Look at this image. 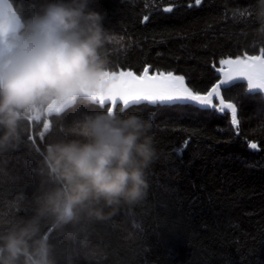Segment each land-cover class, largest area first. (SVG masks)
Returning a JSON list of instances; mask_svg holds the SVG:
<instances>
[{
  "label": "trees",
  "instance_id": "16d2710c",
  "mask_svg": "<svg viewBox=\"0 0 264 264\" xmlns=\"http://www.w3.org/2000/svg\"><path fill=\"white\" fill-rule=\"evenodd\" d=\"M10 2L25 23L53 0ZM169 3L180 7L164 13ZM189 3L194 0H89L104 15V71L140 73L151 65L152 71L184 75L203 93L217 80L213 67L221 59L264 49V39L253 35L254 0ZM244 89V83L223 89L224 98L237 104L236 126L226 112L129 106L151 120L158 154L146 169L144 195L132 203L93 202L99 216L81 209L62 224L51 213H39L59 187L44 161L47 146L84 141V122L107 113L108 105L78 98L38 120L25 112L15 137L0 146V237L35 220L38 231L29 247L47 240L50 264H264V101L245 100ZM122 112L118 105L113 113Z\"/></svg>",
  "mask_w": 264,
  "mask_h": 264
},
{
  "label": "clouds",
  "instance_id": "9594fccd",
  "mask_svg": "<svg viewBox=\"0 0 264 264\" xmlns=\"http://www.w3.org/2000/svg\"><path fill=\"white\" fill-rule=\"evenodd\" d=\"M256 27L253 35L264 39V0L250 9ZM104 15L89 7V0H53L31 15L22 30L0 46V146L16 135L25 112L55 99L67 100L95 88L104 74L99 49L107 34ZM150 119L123 109L89 116L83 124L84 141L47 146L44 157L59 187L50 192L39 210L68 223L77 212L92 209L103 200L112 205L140 199L147 188L146 169L157 158ZM38 231L35 220L0 237V264H50L47 240H29Z\"/></svg>",
  "mask_w": 264,
  "mask_h": 264
},
{
  "label": "snow or ice",
  "instance_id": "6c2138e0",
  "mask_svg": "<svg viewBox=\"0 0 264 264\" xmlns=\"http://www.w3.org/2000/svg\"><path fill=\"white\" fill-rule=\"evenodd\" d=\"M202 0H194L187 5L188 8L201 5ZM176 7L174 3H169L162 11L172 13ZM243 15V13H241ZM149 16H144L142 23H146ZM220 67L217 73L222 74V78L214 84L210 90L201 93L190 87L184 75L175 74L173 71L155 70L151 71V65H145L143 70L137 74L132 70L128 71H108L107 78V98L122 104L124 108L132 105L139 106L141 102L150 105H166L171 107H197L203 111H218L223 113L226 109L231 110V124L236 126L237 104L233 102L225 103L221 89L235 87L238 82H246V89L241 95L245 100L259 97L264 101V49L258 55L236 56L235 58H225L219 61ZM258 90V94H254ZM218 100V102H216ZM138 115L143 114L139 108L134 110ZM250 149H257L256 143L248 145ZM179 151V149L177 150Z\"/></svg>",
  "mask_w": 264,
  "mask_h": 264
},
{
  "label": "water",
  "instance_id": "95a60500",
  "mask_svg": "<svg viewBox=\"0 0 264 264\" xmlns=\"http://www.w3.org/2000/svg\"><path fill=\"white\" fill-rule=\"evenodd\" d=\"M24 24L21 17L19 16L17 10L15 9L14 5L10 2V0H0V46H3L6 44L13 34L18 33L19 31L22 30L21 25ZM260 54V53H259ZM258 55V54H254ZM251 56V55H250ZM220 67V63L218 66L213 67L215 71V75L218 77L217 80L208 88V90L211 89V87L217 83L219 79L222 78V74L217 73L216 69ZM120 71H128V70H120ZM152 70L150 69V72ZM114 72H119V71H114ZM108 71H104V74L101 78V80L98 82L95 88L92 89H85L82 91L81 95L67 99V100H61L57 101L55 99H52L47 102V104L44 107V114L45 116H48L50 113H55L59 114L69 108L70 106L74 105L76 100L78 98L87 100L91 103H96L100 107H103L105 105H108V110L107 112L111 111L114 112L115 108L120 105L121 109L123 110L124 107L122 104H117L115 101H110L107 98V83H108V78H107ZM139 74V73H137ZM238 83H244L246 85V82L242 81ZM207 91V90H206ZM258 94V90L256 92ZM254 93V94H255ZM221 95L225 101H228L224 98L223 96V89H221ZM218 102V100L216 101ZM148 104L147 102H141L140 104ZM150 105V104H148ZM151 106H156V105H151ZM224 112L228 113L231 119V110L226 109Z\"/></svg>",
  "mask_w": 264,
  "mask_h": 264
},
{
  "label": "rangeland",
  "instance_id": "374dc122",
  "mask_svg": "<svg viewBox=\"0 0 264 264\" xmlns=\"http://www.w3.org/2000/svg\"><path fill=\"white\" fill-rule=\"evenodd\" d=\"M44 104H39L34 110L28 111L29 118L38 120L42 116Z\"/></svg>",
  "mask_w": 264,
  "mask_h": 264
},
{
  "label": "built area",
  "instance_id": "2783aa9c",
  "mask_svg": "<svg viewBox=\"0 0 264 264\" xmlns=\"http://www.w3.org/2000/svg\"><path fill=\"white\" fill-rule=\"evenodd\" d=\"M29 118V117H28ZM29 120L31 121L32 119L31 118H29Z\"/></svg>",
  "mask_w": 264,
  "mask_h": 264
},
{
  "label": "bare ground",
  "instance_id": "6f19581e",
  "mask_svg": "<svg viewBox=\"0 0 264 264\" xmlns=\"http://www.w3.org/2000/svg\"><path fill=\"white\" fill-rule=\"evenodd\" d=\"M43 114V113H42Z\"/></svg>",
  "mask_w": 264,
  "mask_h": 264
}]
</instances>
